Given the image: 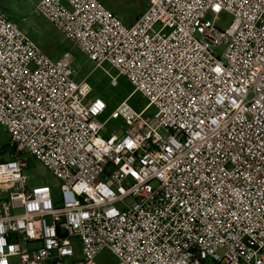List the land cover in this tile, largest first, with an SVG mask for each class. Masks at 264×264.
I'll list each match as a JSON object with an SVG mask.
<instances>
[{
	"label": "built area",
	"instance_id": "built-area-1",
	"mask_svg": "<svg viewBox=\"0 0 264 264\" xmlns=\"http://www.w3.org/2000/svg\"><path fill=\"white\" fill-rule=\"evenodd\" d=\"M34 13L147 103L130 95L101 120L72 55L49 58L0 12V126L18 153L0 161V264L105 250L118 264H264V0H147L129 26L99 0ZM25 155L57 192L28 187Z\"/></svg>",
	"mask_w": 264,
	"mask_h": 264
},
{
	"label": "rangeland",
	"instance_id": "rangeland-1",
	"mask_svg": "<svg viewBox=\"0 0 264 264\" xmlns=\"http://www.w3.org/2000/svg\"><path fill=\"white\" fill-rule=\"evenodd\" d=\"M107 3V7L113 8L119 13L142 12L147 5V0H102ZM34 0H0V12L4 13L7 18L14 23L20 30L26 33L27 37L39 48L45 55L51 59L59 58L62 53L69 52L72 55L70 63L73 68V76L76 81L87 78L91 91L84 100L99 98L107 105L101 120H105L124 98L132 95L133 86L122 77H117V86L112 87L111 77L116 76V72L105 66L102 69H95L93 65L81 55V53L60 33H58L50 23L43 17L34 13ZM206 19L211 21L220 29H225L231 22V16L226 12L209 11ZM223 46L215 49L217 55L222 54ZM134 97L128 100V104L132 107L136 105L139 109L145 107L147 100L140 92H135ZM154 108H148L146 115L151 117L154 114ZM115 121H110L106 125V131H116ZM115 128V129H114ZM120 132V131H116ZM163 134V131L160 130ZM9 135L0 126V161L9 159L8 143ZM28 159V167L24 173L28 178V187H36L39 185H49L55 189L56 182L48 171L38 162L25 155ZM105 167V164H102ZM108 169V168H107ZM96 264H118L116 258L108 251H102L96 258Z\"/></svg>",
	"mask_w": 264,
	"mask_h": 264
},
{
	"label": "crops",
	"instance_id": "crops-1",
	"mask_svg": "<svg viewBox=\"0 0 264 264\" xmlns=\"http://www.w3.org/2000/svg\"><path fill=\"white\" fill-rule=\"evenodd\" d=\"M38 0H34L33 2V6H35L36 2ZM109 11H111L114 15H116L125 25L129 26L132 25L135 20L142 14V12L145 10L146 6L144 7V9L142 10V12L139 13V11L137 12H132V13H119L118 11H116L113 8H109L107 7V3H103L102 0H99ZM34 10V9H33ZM115 128L116 126L120 125V121H115Z\"/></svg>",
	"mask_w": 264,
	"mask_h": 264
},
{
	"label": "trees",
	"instance_id": "trees-1",
	"mask_svg": "<svg viewBox=\"0 0 264 264\" xmlns=\"http://www.w3.org/2000/svg\"><path fill=\"white\" fill-rule=\"evenodd\" d=\"M134 95H135V94H133V95L130 97V99L133 98ZM133 108H134V109H138V107H136V105H135ZM9 140H10V139H9ZM8 153H9V158L18 155V153L16 152V149H15L14 144H12L10 141H9V143H8Z\"/></svg>",
	"mask_w": 264,
	"mask_h": 264
}]
</instances>
